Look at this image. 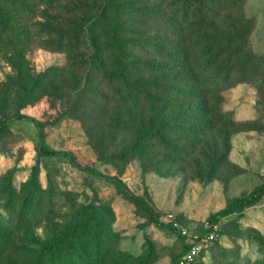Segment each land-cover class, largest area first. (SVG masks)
<instances>
[{
	"label": "rangeland",
	"instance_id": "obj_1",
	"mask_svg": "<svg viewBox=\"0 0 264 264\" xmlns=\"http://www.w3.org/2000/svg\"><path fill=\"white\" fill-rule=\"evenodd\" d=\"M152 1L121 19L143 32L127 39L150 42L127 49L137 63L125 74L102 65L112 53L99 27L95 43L71 40L73 51L39 35L43 19L0 27L19 28L0 35V264H178L215 227L190 264H264V197L211 221L264 183V0ZM183 15L184 68L173 51L152 55L166 30L180 48ZM245 24L243 59L236 44L196 45ZM41 134L55 156L40 153Z\"/></svg>",
	"mask_w": 264,
	"mask_h": 264
},
{
	"label": "trees",
	"instance_id": "obj_2",
	"mask_svg": "<svg viewBox=\"0 0 264 264\" xmlns=\"http://www.w3.org/2000/svg\"><path fill=\"white\" fill-rule=\"evenodd\" d=\"M119 1L122 0H118ZM121 4L118 5V7L115 4V0H0V27L4 26L5 24H15L18 21H25L28 22L31 19L35 20H45L46 26L42 24V26L36 25L34 26V29H39L40 33L39 35L49 34V36H57V38H60L58 40V47L56 49L60 51H73L71 48V40H74V47L78 48L79 41L82 40V38H88L92 42L95 43L96 39V28L99 27V31H101L100 38H103L106 42L107 47V53H112L111 56L107 60H103L102 65H107V63H110L111 67H114L116 70H119L118 72H124L126 71L128 73L129 65H135L137 62L135 60L132 61L130 64L128 61H130L133 57L132 54L128 53L127 49H132L134 45H141V44H150L148 40H133L127 39L126 37H129L130 35H136L137 37L143 36V32H137V34H131L130 30L128 28H125V20L124 22L121 21V19L125 17L126 14L129 13L130 9L135 7L136 5L141 7V5L149 4L150 6L153 5L152 0H140L137 2L133 0H123ZM165 5V0H160ZM145 7V6H143ZM142 7V8H143ZM156 7V6H155ZM123 8H127L126 10H121ZM141 10L143 12H148L149 10L147 8H143ZM140 9V8H139ZM139 9L136 10L135 8V15L139 12ZM127 11V12H126ZM154 15H157L155 11H151ZM81 15V16H80ZM159 14L158 16H160ZM80 16V17H79ZM198 19V18H197ZM133 22V21H132ZM139 23L140 28H143L145 26V22L140 21L136 22ZM186 22V15L181 16L180 21L177 22L176 25V32L181 29V33L179 36H181V39H177L178 46L180 48H171V45L174 44L173 37H177L174 33H170L168 30H166L165 35L160 36L155 44H153V50L152 55L154 56H162L165 53H170V51H173L176 53V56H178V59L175 60V64L177 67H183V64H185L188 61V56L190 54V51L185 48L186 47V41L184 40L186 30L185 28ZM54 26L55 28H52L51 26ZM191 27V25H190ZM196 27L199 26V22ZM247 25H243L239 27L238 29L232 30L231 32L222 35L220 34V37H217V39H205L203 43H200V40L203 39V37H199L197 41V46H201L202 44L208 42V44L215 43L216 46L219 49H223V52H226V49L224 48L226 44H236L238 47L237 52L239 53L240 58H242L241 54L244 51V41L246 37L248 36L249 32L247 30ZM43 28V31H42ZM17 29L19 28H0V35L4 37H11L12 35H16ZM201 29V27H200ZM22 31V30H19ZM199 31V30H198ZM33 30L30 31V28L28 26L25 27V33L27 35H31ZM167 35V36H166ZM140 39V38H139ZM68 40V44H66V41ZM217 40V41H215ZM140 41V42H139ZM199 42V43H198ZM70 43V44H69ZM226 43V44H225ZM170 45L169 47H167ZM151 46V45H149ZM94 49L97 50V46H94ZM99 53V50H98ZM244 54V53H243ZM243 59V58H242ZM199 59L194 62V64H198ZM145 68L148 70H153V72L158 70V66L153 67L149 66L148 64H145ZM163 69V68H162ZM125 74V72H124ZM184 74H181V72L177 73V76H183ZM176 77V76H175ZM151 79L147 81V83H150ZM179 82V81H176ZM175 82V83H176ZM139 83H143L140 82ZM155 85V83H152ZM195 86L198 87V82H193ZM154 85H150L149 89L147 90V94L152 90V93H154ZM194 87V86H193ZM199 88H197L198 90ZM157 91V90H156ZM185 94V93H183ZM182 94V95H183ZM153 94H151V97L153 98ZM18 119H25V116H19ZM29 119V118H27ZM38 125V124H37ZM8 129V124L3 123L0 125V134L4 133ZM42 142L40 145V153L43 156L50 157L55 156L57 153L50 149L44 142V136L41 134ZM72 163L80 168H83L84 170L88 172H92L98 176H102L98 172H95L91 169L90 166H84L80 160L76 156H69ZM113 183H115L118 187L123 188L127 193H129V189L126 188V185L121 180H111ZM264 197V183L259 185L252 193H250L246 197L237 198L233 201H231L226 208L221 210L220 212L215 213L211 221L215 222L220 217H227L232 214L238 213L243 211L246 208L253 207L257 205ZM136 200L141 203L143 206H145L148 210L150 207L141 199L136 198ZM174 232H176L175 229H172ZM207 233L204 237L198 238L195 243L199 242L200 240L204 239L208 236V234L211 232V229L206 230ZM193 244H185V249L183 251L182 256L190 249V247ZM50 255H54L55 251L54 248H49L47 250ZM180 256L178 258V264L180 259L182 258ZM43 264V262H42ZM45 264V263H44Z\"/></svg>",
	"mask_w": 264,
	"mask_h": 264
},
{
	"label": "built area",
	"instance_id": "obj_3",
	"mask_svg": "<svg viewBox=\"0 0 264 264\" xmlns=\"http://www.w3.org/2000/svg\"><path fill=\"white\" fill-rule=\"evenodd\" d=\"M216 231L217 227L213 228V230L208 234L207 237L200 240L197 243H194L190 249L182 256L179 261V264H190L192 263L201 252H207L210 248V245L216 239ZM184 235H187V231L182 232Z\"/></svg>",
	"mask_w": 264,
	"mask_h": 264
}]
</instances>
